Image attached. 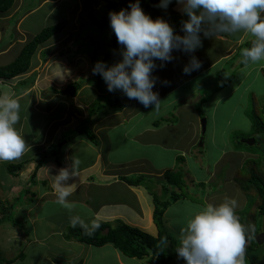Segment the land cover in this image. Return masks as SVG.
<instances>
[{
  "label": "crops",
  "instance_id": "1",
  "mask_svg": "<svg viewBox=\"0 0 264 264\" xmlns=\"http://www.w3.org/2000/svg\"><path fill=\"white\" fill-rule=\"evenodd\" d=\"M68 1L15 0L11 10L0 14V66L6 65L4 57L11 55L12 58L13 50L17 46L18 53L9 63L12 62L22 46L35 36L29 27L23 26L26 21L35 14H41V20L47 21L59 9L68 8ZM75 1L76 4L68 9L73 11L72 25L68 26V21L64 19L67 22L65 29L37 48L28 72L12 80L0 79L1 96L16 98L20 103V120L17 128L28 145L20 158L0 161V238L3 239L0 246L5 249L9 233V237L13 238V232H9L13 228L6 225V222H11L14 227L12 214L16 216L15 221L22 223V226L26 224L29 232L23 237L15 233L14 237L20 239L21 244L26 246L32 243L43 245L49 235L40 236L39 225L54 228V223L49 222L47 218L53 211L52 206L54 208L60 206L66 212L59 215L61 219L59 225H62L60 229L72 225L71 218L79 216L78 210H84L89 216L86 220L81 219L87 224L104 222L115 225L122 222L157 237L158 230L153 222L154 203L147 186L142 183L138 186L130 185L122 178L134 179L133 177L140 176L161 182L166 172H172L176 175V183L186 181L194 190H200L203 184L194 183L193 178L184 176L179 169L182 166L186 168V159L199 167L205 149L203 137L209 132V121L211 144H215L218 139L225 147L232 149L233 156L240 160L248 157L247 151L230 145L229 136L233 132V135L237 133L246 135L251 131V122L244 108L248 95L256 91L255 82L262 78L264 61L250 63L245 67L241 63V53L243 49L251 47L255 37L243 31L213 38H205L201 33L202 47L195 53L174 51L175 59L164 67H159L161 62L158 61V67L153 75L159 79L153 91L159 93L161 107L159 112H156L153 111L154 106L145 108L136 100H129L119 90L109 92L102 77L92 73L93 64L88 54L89 31L87 33L83 32L84 30L79 31V16L83 2ZM90 3L96 15H109L104 2L90 0ZM180 7L176 4L162 18L173 26L177 35L182 36L184 33L181 31V22L188 17L179 10ZM119 10L121 9L117 7L116 11ZM19 12L21 16L15 20L13 29L15 35L11 41L12 38H7L6 35L8 30L4 31V28L6 24L10 25ZM109 28L111 27L106 29ZM75 33L78 37L64 44ZM102 34L103 31L93 34L94 48L98 61H104L111 66L122 58L120 55L122 46L119 45L108 52L113 37L106 40V44L100 45L98 38ZM191 55H195L202 66L191 75H185L182 69L189 62ZM165 81L167 83H164ZM73 83L78 85L74 96L61 94ZM259 93L260 97L264 96L261 91ZM224 100H230L232 105L222 104ZM243 101L245 103H242ZM238 110L247 122L245 126L236 121ZM219 111L225 114L224 125L223 121L217 122L215 119ZM84 120L95 135L97 145L91 143L85 135H79L72 141L64 143L54 156L52 152L57 141L62 136L73 133ZM219 123L217 130L216 126ZM244 135L241 136L242 139ZM218 150L221 151V146ZM39 161L42 162V166L36 173L35 182L31 183L30 176ZM9 164L24 166L14 176L7 172ZM61 170H67L69 173L67 179L61 181L65 190L70 193L64 204L58 202L57 198L59 189L56 185V176ZM213 176L216 177V174ZM230 185L237 190L232 183V176L224 179L221 184ZM170 189L169 192H172L174 188ZM23 192H26L24 200ZM208 192L205 194L203 188L195 193L197 198L201 196L205 199L204 205L189 202L183 195L167 207L163 220L172 237L180 241L181 230L193 212L208 204L218 205L224 201L219 198L223 195L220 188L216 191L217 194ZM237 192L231 191L227 194L237 199L236 214H240L245 212L248 203L244 194L238 190ZM171 211L178 213L173 215ZM7 216L9 218L5 219ZM3 225L8 227L7 232ZM78 226L80 225L76 227ZM59 235V241L72 245L71 242L62 239L61 232ZM30 237L33 239L29 240ZM84 247L88 251L92 246ZM107 252L109 260L101 264H109L110 260L112 264L130 263L129 258L115 249ZM107 252L104 254L108 256ZM72 254L67 255L69 258L67 262L51 258V263L90 264L88 254H76L75 260V254ZM172 257L174 261L172 260L170 264H186L182 258H178L177 253Z\"/></svg>",
  "mask_w": 264,
  "mask_h": 264
},
{
  "label": "clouds",
  "instance_id": "2",
  "mask_svg": "<svg viewBox=\"0 0 264 264\" xmlns=\"http://www.w3.org/2000/svg\"><path fill=\"white\" fill-rule=\"evenodd\" d=\"M173 0H160L157 7L167 10ZM180 11L188 17L181 22L184 35H177L168 21L153 19L141 7L140 0L128 8L109 13L110 27L116 36L121 59L109 66L97 61L92 73L104 80L109 92L119 90L129 100H136L145 108L154 106L159 112V93L153 91L158 77L153 75L159 67L172 62L174 51L195 53L202 47L201 33L205 38L234 35L241 31L255 37L251 47L242 50L241 63L264 61V0H175ZM195 56L184 65L185 75L201 68ZM164 83H167L165 81ZM20 103L16 98L0 96V161L20 158L28 145L17 124L20 120ZM69 173L61 170L56 176L59 189L58 202L64 204L70 195L62 186ZM238 201L228 197L218 205L208 204L192 213L180 233L176 247L178 258L186 264H244L245 250L251 236L236 214ZM73 227L78 224L91 234L98 223L87 225L80 217H72Z\"/></svg>",
  "mask_w": 264,
  "mask_h": 264
},
{
  "label": "trees",
  "instance_id": "3",
  "mask_svg": "<svg viewBox=\"0 0 264 264\" xmlns=\"http://www.w3.org/2000/svg\"><path fill=\"white\" fill-rule=\"evenodd\" d=\"M104 2L108 12L116 11L117 7L120 9L128 8L130 3H135V0H100ZM160 0H140L142 9L146 14H149L153 19L157 17L162 18L165 13L170 11L177 4L175 0L169 5L167 10L157 7ZM15 0H0V14H4L11 10L14 6ZM79 31L89 28V34H87L89 40L88 54L92 60V64L98 61L96 49L94 48L92 36L96 32L103 31L105 28L110 26V19L108 16L96 15L88 0H83V8L79 16ZM67 25L65 20L59 21L58 23L48 26L42 29L38 34L33 36L28 42H26L17 57L10 63L0 66V79L12 80L18 76H21L28 72L31 66V60L35 55L37 48L47 42L53 36L61 33ZM91 33V34H90ZM77 36L71 35L65 42ZM112 43L108 48V52L112 51L115 47L119 46L116 40V36L113 32ZM158 61H156L157 63ZM261 75L264 77V69L261 71ZM78 85L73 83L68 86L67 89L63 90L61 94L66 96H74ZM1 96V91H0ZM251 99V111L247 114L251 122V137L255 140L253 146L249 147L243 144L241 141H237L236 148L239 150L248 149L252 151V154L259 155L257 160H248L246 167L252 165L249 168V177L244 179V190L253 189V193L246 191L243 192L246 199L248 200V209L253 207V214L246 212L244 216H238L240 222L248 229V235L251 239L248 241L245 250V261L244 264H264V244L258 246L255 242L256 236L263 231L264 226V105L261 110H257V104L254 103L255 99ZM259 111V112H258ZM79 135H85L88 140L97 145V139L95 135L87 127V122L84 120L76 127L75 131L71 134L62 136L53 148L52 154L55 156L60 151L61 146L72 141ZM247 137H244V140ZM23 164H9L7 166V172L11 175H17L19 171L23 169ZM42 166V162L39 161L36 164L34 172L30 176V182H35L36 173ZM144 177H138L136 179L122 178L130 185L138 186L142 183ZM176 175L172 172H166L164 179L161 180L165 185L162 187V192L166 195L169 191V187L174 185ZM153 197L154 211H153V222L158 230L157 237H153L137 228L131 227L125 223L118 222L115 225L109 223L99 222L100 227L93 231L90 235L86 234L85 229L81 226L68 227L63 237L67 241H74L82 243L88 246L100 248L106 245L112 246L124 257L129 259H136L141 261L142 264H170L172 257L167 253L165 245L172 241V236L167 231L163 215L167 207L180 199L183 194L176 193L172 190L170 192L169 200L160 199L157 194L149 191ZM254 215V216H253ZM258 218H260L258 222ZM12 223L17 226L22 223L12 220ZM11 260H5L0 258V264H11ZM80 264V263H78Z\"/></svg>",
  "mask_w": 264,
  "mask_h": 264
},
{
  "label": "rangeland",
  "instance_id": "4",
  "mask_svg": "<svg viewBox=\"0 0 264 264\" xmlns=\"http://www.w3.org/2000/svg\"><path fill=\"white\" fill-rule=\"evenodd\" d=\"M33 1H36V0H33ZM88 1L90 2V0H88ZM82 2H83V0H82ZM67 4H68L67 5L68 8H66V9L63 8L64 10L59 9V11L56 12V14L51 17V19H49L47 21H42L41 20V14L40 15L35 14L28 21H26L23 24V26L29 27L30 32L33 33V35L38 34L42 29H44L48 26L54 25V24H56L59 21H62L64 19H66L68 21V26L69 25L71 26L72 25L71 24L72 23L71 18L73 16V14H72L73 11H68V9L70 6L75 5L76 1L75 0H69ZM91 8L93 10L92 4H91ZM47 10H48V8H47ZM20 16H21V12L18 13V15L14 18V20L11 21V23H9L10 25H8V24L5 25L4 31L8 30L6 35H7V38L8 37L12 38L11 41H13L14 35H15V32L13 30L14 25H15V20L19 19ZM62 17H65V18H62ZM88 31H90L89 28H85L83 32L87 33ZM96 33H98V32H96ZM75 36H77V33H75ZM111 37H112V29L111 28H109V29L105 28V30H103L102 36L100 38H98V42L100 45L106 44V40L111 39ZM17 48L18 47L16 46L15 49L13 50L12 58L14 57V55H16L18 53ZM99 48H100V46H99ZM12 58H11V55L6 56V57H4L3 61H5L4 63L8 64ZM255 87H256V89H255L256 91L253 92L254 94L250 93V96L248 95V99H247L248 101L245 104V108H244L245 112L249 113L251 111L250 109H251L252 105H251L250 97L255 99L254 103L257 104V106H256L257 110H261V108L264 105V96L260 97V93H259L261 91L262 94H264V77L263 76L259 81L255 82ZM242 103H245V101H243ZM222 104H226L227 106H231L232 102L230 100H224V102H222ZM215 119L217 122L223 121V125L226 122V120L224 121L225 114H223L222 111H219L217 113ZM236 121H238V124H240L241 126H245L246 125L245 123H247L245 121V119H243V117L241 116L240 110H238L236 112ZM219 126H220V123L217 124V126H216L217 130H219ZM210 128H211V121H209V124H208V131L209 132H210ZM209 132L207 133V135L205 137H203V139L205 138V149H204V154H203L204 156L202 155V157H201L202 162H200L199 167L195 166L191 160H189V162H188V160L186 159V162H187V165L185 168L186 170L183 168V166L181 169H179V171L184 176H190V178H193L194 183L199 182V183L203 184L201 189L200 190L199 189L194 190L191 187V185L186 184V181H184V182H182L183 184L177 183L176 186H174V185L170 186L169 187V188H171L170 190H172V188H174L173 189L174 192L179 193V194H183L184 195L183 197L186 200H188L189 202H191V201L198 202V203H201V205H204L206 203V201H205V199H202L201 196L199 198H197L195 196L196 195L195 193L197 191H201L203 188L205 190V194L208 191L214 192L213 194H217L216 191L220 188L223 195H221L219 198L222 199V201L229 197L230 194H227V193H230L231 191L238 193L237 192V190H238L241 193H243L245 191L247 193H249V192L253 193V189L244 190V186H245V184H243L244 179L249 177V168H251L252 165H249V168H245V167H246V162L248 160H253V161L257 160L259 158L258 157L259 155L252 154V151L244 148L243 150L248 152V157L245 158L244 160H240L237 157L233 156V153L231 152L232 149L230 147H225L220 140L216 139V143L211 144L209 141ZM233 133L229 136V142H230V145L234 147L237 145L238 140L239 141L244 140L241 138V136L244 134L237 133V134L233 135ZM244 136L247 137V139L252 138L251 137V131L249 132V134H246ZM220 146H221V151L218 150V148ZM211 173H213L214 175L216 174V177L213 176V174H211ZM231 176H232V183H234V185L237 187V190L234 187H232L231 185L230 186H221L222 181L228 177H231ZM138 177L139 176H135L133 178L136 179ZM142 184L144 186H147L148 191L155 192V194H157V196L161 200L162 199H165L163 201L169 200V196H170L171 191L168 192L166 195L164 194V192H162V187L165 185L162 181L157 182L156 180L152 181V180H148V179L144 178L142 181ZM194 188H195V185H194ZM168 191H169V189H168ZM25 193L26 192H23V194H22L23 200L25 198L24 197ZM210 195H212V193ZM247 203H248V200H247ZM186 206H189V204H186ZM51 209L53 211L51 213H49V215H47V218H48L49 222L51 221L52 223H54V225H55V226H53L54 228L51 229L50 227H46V226L43 227L42 225H39L40 236L41 235H49V237H47L44 240L43 245H41L42 243H32L29 246H26L25 244H21V240L14 237V234L19 233L22 235V237L25 235L27 236L29 232L27 231L26 224H25L26 227L24 225L22 226L20 224H18L17 226L14 225V227H12L11 222H8V223L6 222V225H8L9 228L10 227L13 228L12 231L11 230L9 231V232H13V238L9 237V235H10V233H9V235L6 237L7 249L2 248L0 246V257L4 258L6 260L12 259L11 264H52L51 258H55V259H58L59 261L67 262L69 260V258H67V255H70L71 253L75 254L74 260H75L76 254H80V253L86 254V255L88 254L87 257H90V260H91V261L89 260L90 264H92L93 262H95L94 264H101V263H105L109 260V252H107V251H112L114 249L110 245H106L104 248L91 247L88 251H86V247H84L85 245H83L81 243L74 242V241L65 240L63 235L66 232L67 228L71 227L72 225H68V226H65L62 229H60V227L62 225H59L60 224L59 215H61L62 213H66V212L63 211V208H61L60 206H58L56 208H54V206H52ZM247 209H248V207L245 208L244 213H240L237 215L238 216H244L246 214V212H249V214L254 213L253 207H249V210H247ZM78 213H77V215H79L78 217H80L84 220H86V218L89 216L86 211L84 212V210H78ZM176 213H178V211H171V214H173V215ZM80 214H83V215H80ZM8 218H9V216L5 217V219H8ZM11 218L16 219V216L14 214H12ZM259 220H260V218H258V222H259ZM91 224L92 223H88L87 225L91 226ZM35 226H37V224ZM3 227H4V225H3ZM8 227H4L7 229V230H5L6 232L8 231ZM34 229L36 230V227ZM59 232H61L62 239L65 242L66 241L71 242L72 245H67V244L59 241L60 240ZM32 239H33L32 237L29 238V240H32ZM2 240L3 239L0 238V242ZM179 244H180L179 239L175 238L173 236L172 241L165 245V249L167 250V253L171 257L173 255H175L176 247L179 246ZM104 252H107L108 256L106 254H104ZM172 260L174 261L173 257H172ZM111 261L112 260H110L108 263L112 264ZM128 262H130V263H127V264H140V261H138L136 259H134V260L130 259Z\"/></svg>",
  "mask_w": 264,
  "mask_h": 264
},
{
  "label": "water",
  "instance_id": "5",
  "mask_svg": "<svg viewBox=\"0 0 264 264\" xmlns=\"http://www.w3.org/2000/svg\"><path fill=\"white\" fill-rule=\"evenodd\" d=\"M202 129L203 131L205 130V120L202 121ZM243 144L251 147L254 145L255 143V140L253 138H250V139H245V140H242L241 141ZM255 242L258 246L264 244V226H263V231L260 232L256 238H255Z\"/></svg>",
  "mask_w": 264,
  "mask_h": 264
}]
</instances>
